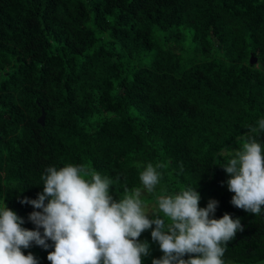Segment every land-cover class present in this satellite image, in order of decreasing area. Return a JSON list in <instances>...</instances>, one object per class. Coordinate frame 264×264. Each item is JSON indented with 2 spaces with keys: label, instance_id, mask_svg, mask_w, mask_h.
Masks as SVG:
<instances>
[{
  "label": "trees",
  "instance_id": "obj_1",
  "mask_svg": "<svg viewBox=\"0 0 264 264\" xmlns=\"http://www.w3.org/2000/svg\"><path fill=\"white\" fill-rule=\"evenodd\" d=\"M262 118L264 0H0V205L28 230L19 201L49 166L84 165L118 200L163 164L155 195L196 188L201 208L218 201L213 218L240 219L224 264H264V206L230 203L219 155ZM47 243L28 248L38 264Z\"/></svg>",
  "mask_w": 264,
  "mask_h": 264
},
{
  "label": "clouds",
  "instance_id": "obj_2",
  "mask_svg": "<svg viewBox=\"0 0 264 264\" xmlns=\"http://www.w3.org/2000/svg\"><path fill=\"white\" fill-rule=\"evenodd\" d=\"M258 132H264V118L249 126L238 148L219 153L227 190L234 194L230 203L255 216L264 206V148L255 138ZM163 167L148 163L139 173L141 187H125L118 200L110 194L113 181L84 165L47 167L43 191L36 199L19 201L34 209L28 215L34 230L22 227L24 220L5 203L0 206V264H38L22 250L33 243L47 249L48 241L54 249L47 255L50 264H142L150 245L139 237L149 229L163 253L151 264H224L227 243L243 231L240 219L227 213L213 218L218 201L201 208L196 188L160 194L149 211L142 193L155 192Z\"/></svg>",
  "mask_w": 264,
  "mask_h": 264
},
{
  "label": "rangeland",
  "instance_id": "obj_3",
  "mask_svg": "<svg viewBox=\"0 0 264 264\" xmlns=\"http://www.w3.org/2000/svg\"><path fill=\"white\" fill-rule=\"evenodd\" d=\"M156 196L154 193H147L146 191H144L142 193V199L145 201L146 205L148 206V210L149 211H152L154 210V206H155V199H156ZM0 206H3L0 205ZM13 211V210H12ZM155 226H153L154 228ZM151 231L152 229H149V230H145L141 236L139 237V241L140 242H144V241H147L149 243V245H158V243H155L152 241L151 239ZM159 246V245H158ZM27 251V253H31L33 254L34 256H37L38 255V252L37 251H33V250H28V249H25ZM163 255V253L160 251V249L158 248V250L156 252H154L150 258L148 259V263L147 264H151L152 260L153 259H158L160 258L161 256ZM232 264V263H230Z\"/></svg>",
  "mask_w": 264,
  "mask_h": 264
},
{
  "label": "water",
  "instance_id": "obj_4",
  "mask_svg": "<svg viewBox=\"0 0 264 264\" xmlns=\"http://www.w3.org/2000/svg\"><path fill=\"white\" fill-rule=\"evenodd\" d=\"M45 120H46V113L45 111L43 110L42 112V115L40 116L39 120H38V123L42 126L45 125Z\"/></svg>",
  "mask_w": 264,
  "mask_h": 264
}]
</instances>
